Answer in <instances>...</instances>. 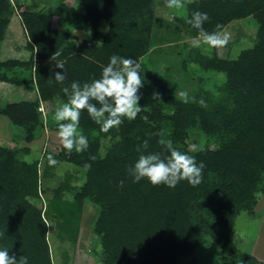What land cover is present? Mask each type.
I'll return each mask as SVG.
<instances>
[{
	"label": "trees",
	"instance_id": "1",
	"mask_svg": "<svg viewBox=\"0 0 264 264\" xmlns=\"http://www.w3.org/2000/svg\"><path fill=\"white\" fill-rule=\"evenodd\" d=\"M161 1L77 0L76 8L64 1L44 13L19 11L12 0H0V51L17 14L30 52L28 60L0 59V81L31 84L37 92L34 101L0 103V115L21 129L25 143L36 141L48 127L58 130V123L52 124L40 110L42 104L66 100L62 89L73 81L99 78L113 55L142 64L144 87L139 103L147 107L135 120L125 119L108 133L101 132L84 110L80 129L88 137L89 148L82 153L62 146L59 153L45 150L30 162L25 159L30 147L0 143V248L28 257V264H54L50 222L55 220V228L75 241L84 207L91 203L99 209L93 232L101 247V264H183L203 248L207 238L213 239L229 264H262L239 247L236 226L241 214H255L264 195V0L185 1L187 14L171 18L158 15ZM193 11L210 16L204 25L208 31L217 23L224 30L235 21L254 18L258 24L254 46L236 59L221 58L212 47V54H206L207 45L191 47L183 40L184 35H197L186 23ZM54 17L73 24L58 29L53 26ZM166 48L173 52L178 48L181 56L182 49L189 48L181 68L198 65L225 75V81L216 92L201 85L192 96L196 102H182L171 75L152 72L145 64L147 60L154 63ZM56 50H62L57 60L64 61L67 78L63 83L54 79V73L62 71L55 65L57 60H51ZM18 69L29 70L30 78L18 79ZM154 92L160 100L152 98ZM200 99L207 107L199 105ZM145 115L147 120L141 118ZM193 131H201L216 147L190 150ZM153 132L162 136H150ZM145 139L149 152L167 155L158 141L171 140L176 148L203 162V181L195 187L181 181L172 189L147 180L133 183L126 167L136 161L137 145ZM48 153L77 170L61 179L52 199L45 200L43 191L58 167L49 166ZM85 163L91 168L85 169ZM80 171L85 173L83 184Z\"/></svg>",
	"mask_w": 264,
	"mask_h": 264
},
{
	"label": "rangeland",
	"instance_id": "2",
	"mask_svg": "<svg viewBox=\"0 0 264 264\" xmlns=\"http://www.w3.org/2000/svg\"><path fill=\"white\" fill-rule=\"evenodd\" d=\"M13 3L19 7V11H43L44 13L52 12L61 2H66L76 8L77 0H12ZM191 1V0H185ZM172 14L185 16L187 14L186 5L184 9H170L167 7V2L161 1L159 3L158 15L165 18H171ZM53 26L60 29L66 27V23H63L59 18L54 17L52 20ZM73 24V21H68V25ZM71 27V26H70ZM74 27L70 30L72 31ZM103 28L108 30L107 24L103 23ZM257 21L250 17L248 19L235 21L224 29V32L229 34L230 40L224 47L217 48V53L221 58L236 59L243 50L250 49L255 44V37L257 32ZM68 29V28H67ZM79 33V32H78ZM184 42H189L192 46V37L184 35ZM182 42V41H180ZM182 53L185 55L188 53L189 48L182 49ZM206 54H212L211 47L203 48ZM180 51L177 48L176 52H173L172 48L163 49V53L154 59V63L146 61V67L152 72L156 70L159 74H169L178 85L180 91L186 90L189 96L199 89L201 85L208 89V91L216 92L217 88L225 81V75L208 72L200 68L198 65L193 67L187 66L184 69L181 68L182 57L184 55H178ZM165 55V56H164ZM181 56V57H180ZM30 52L27 49V35L22 27L19 15L15 14L12 18L9 26L6 40L4 41L1 51L0 59H24L28 60ZM165 58V59H164ZM169 58V59H167ZM150 72V71H149ZM11 73V72H10ZM29 70H17L16 77L18 79L30 78ZM12 75V73L10 74ZM15 77V76H13ZM200 78L204 81L200 82ZM37 99V93L33 85L17 86L11 83L0 81V103L1 105L21 102V101H34ZM56 104H42L40 110L43 111L46 119H51L52 124L57 123L54 120V112L56 110ZM21 129L17 126H13L9 119L0 115V143H5L11 147L19 144L31 148V153L25 157L27 161H34L39 159L43 155L44 151H51L59 153L62 149V144L59 141L57 132L58 130L48 127L41 136L34 142L27 144L20 137L19 133ZM209 146L215 148L216 144L204 136L201 131H193L190 133L188 139V147L190 150H198ZM76 168L68 163H61L55 173L56 177L47 182L49 187H45L43 191V197L45 200L52 199L53 188L58 186V182L63 179L67 174H73L76 172ZM80 184H83L85 180V173L80 171ZM45 183V184H44ZM43 187L46 185V181H43ZM42 187V188H43ZM46 192V193H45ZM48 201L45 202V206ZM98 207L89 203L84 207V211L81 219V226L78 238L76 240H70L65 237L63 232L58 231L55 228V220L50 222L49 227V240L53 251L54 264H101V247L97 246V238L93 232V223L98 214ZM264 221V195L260 199L257 207L255 208V214L249 215L247 213L241 214L237 221V234L240 239L239 247L245 251L250 252L252 250L256 239H259L258 233L261 229V224ZM264 228L261 230L263 231ZM260 231V232H261ZM258 241V240H257ZM260 244L261 248H264V243ZM219 247L213 241L212 238H207L202 249H200L195 256L184 259L183 264H229L219 255ZM256 257V256H255Z\"/></svg>",
	"mask_w": 264,
	"mask_h": 264
},
{
	"label": "clouds",
	"instance_id": "3",
	"mask_svg": "<svg viewBox=\"0 0 264 264\" xmlns=\"http://www.w3.org/2000/svg\"><path fill=\"white\" fill-rule=\"evenodd\" d=\"M170 9H184L185 0H167ZM206 12L193 11L186 20L197 35L192 38L193 47L207 45L212 48L224 47L230 40L229 34L224 32L223 25L217 23L214 30L208 31L204 25L210 22ZM62 50H56L51 60H57ZM56 67L62 71L54 73L57 83H63L67 76L63 71L64 61L57 60ZM142 64L132 58L113 55L109 63L103 67L99 78L90 82L73 81L70 86L62 89L67 97L61 101L54 112V120L58 123V138L63 147L69 152H85L89 148L88 137L80 129V118L84 110L89 117L100 126V131L108 133L121 126L125 119L132 121L147 107L140 105L142 96L140 90L144 87ZM144 74V72H143ZM182 102H196L186 90L178 92ZM154 100H160V94L154 92ZM201 107H207L203 99L199 100ZM147 120L145 115L141 117ZM150 136H162L160 132H153ZM164 155L161 152H149V140L145 139L138 144L136 151L140 153L136 161L126 167V172L133 183L147 180L154 186L164 185L170 189L175 188L181 181H187L191 186H198L203 181V162H197L193 155L176 148L171 140L160 139ZM50 167H57L60 161L52 153L46 156ZM95 160L94 156L89 157ZM85 169H90L91 164L85 163ZM123 186V181L120 182ZM2 235V234H0ZM0 264H28V257L9 252L7 248H0Z\"/></svg>",
	"mask_w": 264,
	"mask_h": 264
},
{
	"label": "crops",
	"instance_id": "4",
	"mask_svg": "<svg viewBox=\"0 0 264 264\" xmlns=\"http://www.w3.org/2000/svg\"><path fill=\"white\" fill-rule=\"evenodd\" d=\"M78 34V33H77ZM37 93V92H36ZM45 104H49V103H45ZM261 229L260 231L264 228V221L261 224ZM258 233V237L259 239H256L254 246H253V250L252 253L254 256H256V258H258L259 261L262 262V264H264V248L260 247V244L262 242V239L264 240V230ZM258 240V241H257ZM264 243V241H263Z\"/></svg>",
	"mask_w": 264,
	"mask_h": 264
}]
</instances>
